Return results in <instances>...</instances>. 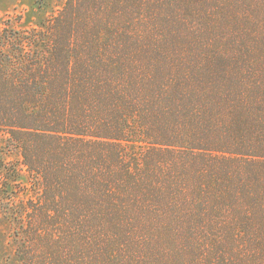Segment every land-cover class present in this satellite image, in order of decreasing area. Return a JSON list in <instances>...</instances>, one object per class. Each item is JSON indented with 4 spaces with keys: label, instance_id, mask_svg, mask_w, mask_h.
Listing matches in <instances>:
<instances>
[{
    "label": "trees",
    "instance_id": "1",
    "mask_svg": "<svg viewBox=\"0 0 264 264\" xmlns=\"http://www.w3.org/2000/svg\"><path fill=\"white\" fill-rule=\"evenodd\" d=\"M0 148L34 182L12 206L0 183V264H264V0L7 23Z\"/></svg>",
    "mask_w": 264,
    "mask_h": 264
},
{
    "label": "rangeland",
    "instance_id": "2",
    "mask_svg": "<svg viewBox=\"0 0 264 264\" xmlns=\"http://www.w3.org/2000/svg\"><path fill=\"white\" fill-rule=\"evenodd\" d=\"M64 1L0 0V27H4L7 23L14 28L39 26L45 18L58 13ZM0 183L6 187L5 197L9 201L8 206H12V202L15 204L26 200L33 194L32 176L22 164L21 155L17 149L5 153L0 150ZM5 205L7 204L2 203L0 206V230L2 228L4 231L0 236V241L4 243L6 250L12 252L14 234L11 227H5L1 218V212H4Z\"/></svg>",
    "mask_w": 264,
    "mask_h": 264
}]
</instances>
